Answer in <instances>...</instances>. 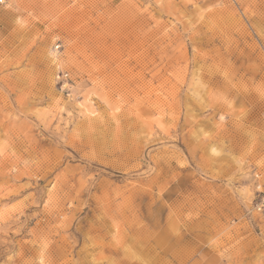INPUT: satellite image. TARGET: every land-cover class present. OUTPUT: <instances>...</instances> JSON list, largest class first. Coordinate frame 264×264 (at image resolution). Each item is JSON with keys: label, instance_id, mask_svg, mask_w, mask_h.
Segmentation results:
<instances>
[{"label": "rangeland", "instance_id": "obj_1", "mask_svg": "<svg viewBox=\"0 0 264 264\" xmlns=\"http://www.w3.org/2000/svg\"><path fill=\"white\" fill-rule=\"evenodd\" d=\"M262 195L264 0H0V264H264Z\"/></svg>", "mask_w": 264, "mask_h": 264}, {"label": "built area", "instance_id": "obj_2", "mask_svg": "<svg viewBox=\"0 0 264 264\" xmlns=\"http://www.w3.org/2000/svg\"><path fill=\"white\" fill-rule=\"evenodd\" d=\"M254 209L257 213L264 216V195L260 196L257 199V201L254 205Z\"/></svg>", "mask_w": 264, "mask_h": 264}, {"label": "bare ground", "instance_id": "obj_3", "mask_svg": "<svg viewBox=\"0 0 264 264\" xmlns=\"http://www.w3.org/2000/svg\"><path fill=\"white\" fill-rule=\"evenodd\" d=\"M56 59H57V58L54 57V58H52V61H55Z\"/></svg>", "mask_w": 264, "mask_h": 264}]
</instances>
